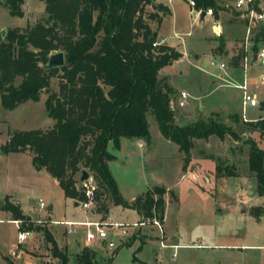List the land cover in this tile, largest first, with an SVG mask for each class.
Returning <instances> with one entry per match:
<instances>
[{
	"label": "rangeland",
	"instance_id": "obj_1",
	"mask_svg": "<svg viewBox=\"0 0 264 264\" xmlns=\"http://www.w3.org/2000/svg\"><path fill=\"white\" fill-rule=\"evenodd\" d=\"M186 1L171 0V14L163 16L161 20L159 35L184 55L162 67L158 78H163L166 82L168 78L175 88L169 104L177 121L210 116L230 126L237 132L239 139L233 140L225 136L222 141H218L214 135L206 143L203 139H194L192 155L203 152L211 160H197L193 174L183 173L179 168L181 152L173 143L161 137L153 117L147 115V129L151 137V150L148 155L141 156L137 150H131L124 158L110 146L106 149L116 155L109 167L122 199L128 200L130 196H136L149 185L156 183L163 184L168 190L169 196L165 198L161 227L157 230L149 222L135 231L131 226L139 220L135 210L113 204L104 192L100 193L95 210L100 208V204H105L107 214L103 216L105 214L102 211H97L94 218L101 222L126 225L124 234L120 233V227H107V238L111 239L116 247L120 245L112 255L110 264H264V212L255 217L240 211L242 207H248L246 203L256 205L259 198L261 199V195L256 194L254 180L247 167L246 140H252L264 149V131L250 130L241 125L239 91L232 86H223L219 80L217 82L209 74L218 72L217 65H208L209 60L216 64L219 61L225 64H229L231 60V64L235 62L243 22L225 7L229 0H215L222 7L218 11V19L207 15L194 21L189 16ZM145 9L149 10L148 6ZM20 10V15L9 14L4 0H1L0 32L4 31L5 34L6 29L11 27L30 26L45 16L43 4L38 0H22ZM215 20H218L221 26L225 46H233L229 52L223 49L222 42L216 37L212 38L210 24ZM187 31L190 32L189 36L185 35ZM174 33L179 34L181 40L174 39ZM4 34L0 36V40ZM56 51L59 50L50 53ZM193 53L198 54V63ZM226 70L229 71V68ZM18 81L19 77L14 83ZM58 82L59 72L50 77L49 86L40 91L38 100L25 101L11 110L0 107V145L7 138V131L46 129L51 125V118L46 115L43 101L50 92H57ZM180 90L188 95L183 107L176 105ZM199 105L203 110L199 109ZM209 109L214 111L208 112ZM232 114L237 115V120L231 118ZM244 114L246 119L253 120L263 117L264 110L246 107ZM216 155L223 165L233 166L235 176H222V180L221 176L217 179L212 176ZM123 160L125 163H122ZM214 182L221 184L214 186ZM58 190L47 172L41 167H35L27 154L0 152V205L3 197L9 195L8 199L11 196L10 201L14 200L20 212L28 218L31 224H22L20 230L28 228L30 235L16 248L25 249L29 258H34V262L38 264H57V259L51 255V246L43 237L38 239L40 242L36 241L37 246L31 249L35 246L36 231L51 230L57 241L63 244L62 231L66 226L59 224L58 220L76 219L82 214L78 207L65 203ZM38 200L43 202V208H38ZM50 203L52 209L47 210ZM8 218L9 215L0 208V264L3 259L6 264L13 261L9 254L15 246L17 229ZM79 233L81 228H78V233L72 232L67 236ZM137 236L147 241L139 245V242L133 239ZM159 240L165 246H160ZM124 242L129 243L121 244ZM64 250L71 261L77 250ZM95 252L100 259H105L111 254L110 250L100 246Z\"/></svg>",
	"mask_w": 264,
	"mask_h": 264
},
{
	"label": "trees",
	"instance_id": "obj_2",
	"mask_svg": "<svg viewBox=\"0 0 264 264\" xmlns=\"http://www.w3.org/2000/svg\"><path fill=\"white\" fill-rule=\"evenodd\" d=\"M38 1L43 4L45 16L30 26L6 29L0 40V107L11 110L27 100H38L40 91L49 86L50 77L59 72L57 92H50L43 101L53 123L46 129L8 132L0 152H27L34 166L56 180L63 196L75 201L81 197L76 175L85 169L100 190L96 189V203L104 192L113 204L132 208L147 220L155 217L162 225L166 189L151 185L130 202L122 199L107 167V161L114 158L106 151L107 143L117 149L121 137L147 140L146 118L151 115L161 137L181 152L184 170L193 139L214 135L219 141L225 136L238 140L239 135L210 116L184 124L174 122L169 104L173 88L158 78V71L181 53L167 45L151 47L156 31L149 26L152 21L158 24L161 15L168 13L165 6L153 4V0ZM193 2L196 8L210 7L214 17L222 9L215 0ZM21 3L4 0L11 15L21 14ZM149 5L153 11L145 9ZM54 50L63 52V65L44 69L47 56ZM231 118L237 120V115ZM241 125L263 132L264 118L242 121ZM246 143L247 167L256 194L264 196V149L252 140ZM214 161L216 179L235 176L233 166L223 165L217 157ZM99 206L97 211L105 214L107 206ZM0 208L20 222L19 229L22 224H31L7 195ZM247 211L255 217L262 215L264 202ZM42 234L57 264H110L118 247L105 259L95 258L94 251L82 247L69 261L51 235L47 231Z\"/></svg>",
	"mask_w": 264,
	"mask_h": 264
},
{
	"label": "built area",
	"instance_id": "obj_3",
	"mask_svg": "<svg viewBox=\"0 0 264 264\" xmlns=\"http://www.w3.org/2000/svg\"><path fill=\"white\" fill-rule=\"evenodd\" d=\"M189 7V13L193 20L198 19L203 15L212 16V9L207 7L202 9L196 8L193 0H187ZM229 11L238 17L243 22V32L239 38L240 46L235 53V62L231 64H225L223 61H219L217 64L213 60H209L208 65L210 67L217 65V70L220 73H209L214 78H219L223 86H232L236 88L240 93V111L242 121H250L245 118L246 107H254L264 110V0H229L225 5ZM188 35V33H186ZM164 45V39L153 40L151 47L156 48ZM197 65V64H196ZM198 67V65H197ZM237 71L238 79L235 80L228 70ZM187 93L183 90L178 92L176 99V105L183 107L187 98ZM258 118H264L258 117ZM256 118V119H258ZM253 119V120H256ZM88 176L81 182L77 181V186L80 191V199L77 201L78 206L84 211H90L95 209L96 203V183L92 175L87 171ZM38 208H43L44 204L41 200L37 202ZM151 222L157 230L161 227L158 220L153 217L150 220L139 217V220L133 222L131 226L137 231L140 227ZM17 229L15 246L10 251L11 256L17 255V245L22 244L25 239L30 235V230H20L19 221L13 220ZM69 226L80 225L85 228L84 238L87 242L98 240L103 245L112 250L116 247V244L107 238V227H120V233L124 234L126 231V225L117 222H101L100 220H84L81 222L74 221H59ZM160 246H165L159 240ZM175 247V245H169Z\"/></svg>",
	"mask_w": 264,
	"mask_h": 264
},
{
	"label": "crops",
	"instance_id": "obj_4",
	"mask_svg": "<svg viewBox=\"0 0 264 264\" xmlns=\"http://www.w3.org/2000/svg\"><path fill=\"white\" fill-rule=\"evenodd\" d=\"M157 3H160V4H162L163 6H165L166 8H167V10H168V13H166V14H163V15H161V19H160V22L158 23V24H156L155 22H150L149 23V26H150V28L153 30H155L156 31V37H155V40L157 41V40H159L160 38H163L164 39V45H167V46H170V47H172V48H174L175 50H177L178 52H180L181 53V56L178 58V59H176V60H179L180 58H182L183 57V55H184V53L183 52H181L180 50H178L175 46H173V45H169V44H167L166 43V41H165V38L164 37H162V36H160L159 35V30H160V27H161V20H162V18H163V16H166V15H170L171 14V0H165V1H163V0H153V4H157ZM188 6V5H187ZM148 8H149V11H153V9H152V7L149 5L148 6ZM219 11V10H218ZM188 13H189V7H188ZM158 14H160V12L158 13ZM189 16L192 18V16L190 15V13H189ZM203 16H207V15H202V16H200L198 19H196V20H199V19H202V17ZM213 17V16H212ZM216 19H218V12H217V17H216ZM196 20H194V21H196ZM210 26H211V29H212V35H213V37L212 38H214V37H216V39L218 40V41H220V42H222V45H223V49L224 50H228V52H229V50H230V47H233L232 45L230 46V47H226L225 46V38L222 36V32H221V26H220V24H219V21L218 20H215V22H211V24H210ZM186 33H188V35H186ZM185 33V35L186 36H189L190 35V32L189 31H187ZM221 35H220V34ZM158 36H160V37H158ZM172 37L174 38V39H180L181 40V37H180V35L179 34H173L172 35ZM181 42V41H180ZM229 48V49H228ZM193 55V57H195L196 59L198 58L197 57V55L198 54H196V53H193L192 54ZM176 60H174V61H176ZM174 61H172V62H174ZM232 61V60H231ZM171 62V63H172ZM197 63L199 62V60L197 59V61H196ZM158 73H161V69L158 71ZM217 73V72H216ZM218 73H220V72H218ZM228 73L229 74H231V76H233V78L235 79V80H237L236 79V76H237V78H238V73H237V71H232V70H229L228 71ZM164 75V74H163ZM215 80H217V82H218V80H219V82H221L220 81V79L219 78H214ZM213 79V80H214ZM167 83H168V85H170L173 89H175L172 85H171V83L169 82V80H168V78H167ZM27 101H30V100H27ZM20 104H22V103H20ZM19 105V104H18ZM199 107V109L201 108V110H203V107L201 106V105H199L198 106ZM15 108V107H14ZM211 111H214V110H210L209 109V111L208 112H211ZM227 111V110H226ZM207 112V113H208ZM230 112V111H229ZM233 113H235V112H233ZM173 119H174V122L176 123V124H184V123H187V122H190V121H192V120H194V119H190V121H184V122H179V121H177L176 119H175V116H174V114H173ZM52 123H53V120L51 119V125H52ZM50 125V126H51ZM49 126V127H50ZM7 132H9V131H7ZM149 133V132H148ZM212 136L213 135H210V136H208L206 139H203V142H207L208 141V139H210V138H212ZM150 139H151V137H150V135H149V137H148V139L146 140V139H143V138H134V137H132V138H126V137H121L120 139H119V147L117 148V149H115L113 146H112V144L109 142V143H107V145H106V148H107V146H110L111 147V149H114V150H116L117 151V153H119V155L120 156H122V157H124V158H126L127 156H128V154L131 152V150H137L139 153H140V155L141 156H145V155H148V153L150 152V150H151V141H150ZM164 139V138H163ZM217 139V138H216ZM166 140V139H165ZM218 140V139H217ZM5 141V140H4ZM168 141V140H167ZM219 141V140H218ZM170 142V141H169ZM193 142H194V139L192 140V146H193ZM172 143V142H171ZM174 144V143H173ZM175 145V144H174ZM176 146V145H175ZM177 148V147H176ZM192 148V147H191ZM106 151H107V149H106ZM108 153H110V154H112L111 152H109V151H107ZM22 153H24V154H27L28 155V157H29V159H30V155L27 153V152H22ZM3 154V153H2ZM181 154V153H180ZM113 156H114V158L113 159H111V160H109V161H107V167H108V170H109V172H110V174H111V176H112V178H113V175H112V173H111V170H110V167H109V163L110 162H112V161H114L115 160V158H116V155H114V154H112ZM181 157H182V154L180 155V165H179V168H180V171L181 172H183V173H187V172H191L192 174H193V172H192V170L193 169H195V167H196V165L198 164V161L199 160H203V159H205V158H207V159H210L211 160V158H208V157H206V154H204L203 152H200V153H198L197 155H195V156H193L192 155V151H191V149H190V160H189V162H188V164L185 166V168H184V170H181V165H182V161H181ZM217 157V155L214 157V159ZM198 160V161H197ZM30 161H31V159H30ZM32 163V162H31ZM122 163H125V160H123L122 161ZM36 167V166H35ZM213 170H214V161H213V167H212V171H211V174H212V176H213ZM48 174V173H47ZM78 175H79V172H78V174L76 175V180H77V178H78ZM48 176L50 177V179H51V181H52V184L53 185H55V186H57V188L59 189L58 191V194L60 195L61 194V196H62V199H63V201H65V203H68L69 205H71L72 207H78L79 209H81L79 206H78V204H77V201H75V200H72V199H70V198H66V197H64L63 196V194H62V191H61V189L58 187V185H57V182H56V180L54 179V178H52L49 174H48ZM213 178V177H212ZM223 179V177L222 178H220V180H222ZM115 181V180H114ZM216 181V180H215ZM221 183H218V182H214V186H217V185H220ZM153 185H161V186H163L164 187V185L163 184H158V183H156V184H153ZM149 186H151V185H149ZM148 186V187H149ZM165 188V187H164ZM118 189V188H117ZM166 189V188H165ZM167 192H168V190L166 189V192L164 193V195H163V198H164V202H165V198H166V196H169V194L167 195ZM48 193V192H47ZM244 194V193H243ZM7 196H9V195H7ZM135 196L134 195H132V196H130L129 197V199L128 200H125V201H127V202H130L133 198H134ZM259 198V197H258ZM11 199V196L9 197V200ZM243 200H245L244 198H243ZM247 201V200H246ZM13 202H15L14 200H13ZM247 202H249V201H247ZM264 202V196L263 195H261V199L259 198V200H258V203L256 204V205H249L248 203H246V206H248L247 208H241L240 209V211L241 212H243V213H247L248 211H247V209L250 207V206H257V205H260V203L262 204ZM241 203H243V201L241 202ZM244 204V203H243ZM165 205V204H164ZM52 209V203H50V204H48L47 205V210H51ZM130 209H132V208H130ZM134 210V209H133ZM5 213L7 214V215H9V213L7 212V211H5ZM81 217L79 218H76V219H63V220H58V223H59V221H74V222H81V221H84V220H95V215L97 214V211L94 209V210H90V211H84V210H82L81 209ZM135 213H136V216L137 217H140L139 216V214H137V212L135 211ZM106 214H107V212L105 213V215H103V216H106ZM7 220H9L13 225H14V227H15V224L13 223V220L11 219V217H10V215H9V218L7 219ZM163 220H164V212H163ZM163 223V222H162ZM59 224H62V225H65V224H63V223H59ZM46 225V224H45ZM66 227H64L63 228V231H62V243L63 244H61V242H59V241H57V239H56V236L54 235V233L51 231V230H47V232L51 235V237L53 238V240L55 241V243L57 244V246H58V248L60 249V250H62V249H66V250H72V251H75V250H80L82 247H87V248H89V249H91L92 251H96V249L98 248V246H100V247H105L104 245H103V243H101L100 241H98V240H93L92 242H87L86 240H85V236H84V231H85V228L83 227V226H80V225H76V226H69V225H65ZM16 228V227H15ZM78 228H81V233H79L78 235H75V236H71V237H68L67 236V234H70V233H72V232H75V233H78ZM77 231V232H76ZM63 232H65V234H63ZM80 232V231H79ZM43 232L41 231V230H39V231H36V240H35V246H33L31 249H34L36 246H37V244H36V241H37V243L38 242H40V240H38V239H41V237H43V234H42ZM42 234V235H41ZM133 239H136L138 242H139V245L141 244V243H143V242H145V241H147L146 239H143L142 237H140V236H137V237H135V238H133ZM132 239V240H133ZM150 239H154V238H150ZM127 242H124V243H121V244H126ZM47 244H49V243H47ZM128 244V243H127ZM70 246H72L71 248H70ZM118 247H117V249L119 248V246L120 245H117ZM106 248V247H105ZM107 249V248H106ZM109 250V249H108ZM17 251V255L16 256H11L10 254V256H11V259H13V261L11 262V264H38V263H36V262H34V258H29V254L28 253H26V250L24 249V250H16ZM77 251H75V253L77 252ZM111 251V250H110ZM262 256H263V258H264V252L262 253ZM95 258H97V254H96V252H95ZM97 259H100V258H97ZM2 264H6V262L4 261V259H3V262H2Z\"/></svg>",
	"mask_w": 264,
	"mask_h": 264
},
{
	"label": "water",
	"instance_id": "obj_5",
	"mask_svg": "<svg viewBox=\"0 0 264 264\" xmlns=\"http://www.w3.org/2000/svg\"><path fill=\"white\" fill-rule=\"evenodd\" d=\"M203 13H201V16ZM4 34V31L0 32V36ZM63 65V52L62 51H56L53 53H50L45 61L44 64V69H51V68H59ZM88 176V173L85 169H80L79 170V175L77 178L78 182H81L82 180L86 179Z\"/></svg>",
	"mask_w": 264,
	"mask_h": 264
}]
</instances>
